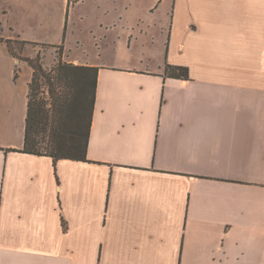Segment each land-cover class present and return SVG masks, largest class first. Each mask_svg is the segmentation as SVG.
Returning <instances> with one entry per match:
<instances>
[{
	"label": "crops",
	"instance_id": "obj_1",
	"mask_svg": "<svg viewBox=\"0 0 264 264\" xmlns=\"http://www.w3.org/2000/svg\"><path fill=\"white\" fill-rule=\"evenodd\" d=\"M2 40L99 68L88 161L22 152ZM0 264H264V0H0Z\"/></svg>",
	"mask_w": 264,
	"mask_h": 264
},
{
	"label": "trees",
	"instance_id": "obj_2",
	"mask_svg": "<svg viewBox=\"0 0 264 264\" xmlns=\"http://www.w3.org/2000/svg\"><path fill=\"white\" fill-rule=\"evenodd\" d=\"M14 53L18 40H2ZM26 44L24 41H19ZM34 70L30 84L26 136L22 152L59 160L88 161L87 153L93 123L99 68L60 62L53 71L45 72L34 59H22ZM18 75V74H17ZM165 77L189 80V69L165 67ZM43 86L49 96L45 101ZM62 225L67 230V222Z\"/></svg>",
	"mask_w": 264,
	"mask_h": 264
},
{
	"label": "rangeland",
	"instance_id": "obj_3",
	"mask_svg": "<svg viewBox=\"0 0 264 264\" xmlns=\"http://www.w3.org/2000/svg\"><path fill=\"white\" fill-rule=\"evenodd\" d=\"M13 49L18 59H34L37 65L45 72L53 71V69L63 61L60 59L61 53L63 52L62 47L22 44L18 40L13 44ZM41 91H43L44 94H41L40 97L48 101L49 96L46 93L47 88L43 86Z\"/></svg>",
	"mask_w": 264,
	"mask_h": 264
}]
</instances>
